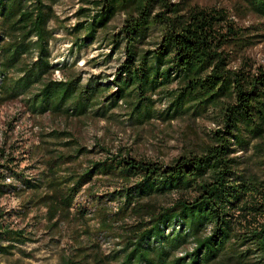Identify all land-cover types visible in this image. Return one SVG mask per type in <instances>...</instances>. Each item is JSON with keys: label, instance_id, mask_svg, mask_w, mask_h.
<instances>
[{"label": "trees", "instance_id": "1", "mask_svg": "<svg viewBox=\"0 0 264 264\" xmlns=\"http://www.w3.org/2000/svg\"><path fill=\"white\" fill-rule=\"evenodd\" d=\"M248 1L264 17V0ZM93 3L96 10L84 24L87 39L118 13L126 14L122 27L108 38L111 48L123 49L125 60L105 84L93 78L82 84L73 76L53 79L59 68L50 59L51 6L43 0H0V102L38 85L28 100L35 114L102 115L126 101L131 115L152 118L154 94L174 79L180 86L165 96L168 108L159 115L174 119L212 107L219 112L222 128L202 152L182 155L170 164L106 152L110 157L74 171L65 165L89 153L78 146L72 154L50 156L46 171L28 177L12 168L14 157L5 156L0 196L29 191L27 204L12 213L27 214L30 207L42 206L49 227L64 220L84 222L88 241V215L95 212L96 231L118 241V250L110 254H104L98 242H78L73 257L64 258L63 264H264V178L240 172L243 161L234 154L259 141L264 176V66L232 69L225 51L231 41H251L244 42L248 37L233 24L224 32L225 13L215 10L193 7L185 13L186 7L171 0ZM157 8L161 10L156 13ZM158 22L164 26L162 40L154 49L143 50V32ZM12 71L18 77L10 76ZM111 87L115 90L110 92ZM98 177L121 182V187L102 195L91 192ZM82 192L86 199L76 202ZM174 192L179 196L172 204L159 202V197ZM10 214L0 210V256L32 240L30 232L12 226ZM191 244L193 249L186 250Z\"/></svg>", "mask_w": 264, "mask_h": 264}, {"label": "rangeland", "instance_id": "2", "mask_svg": "<svg viewBox=\"0 0 264 264\" xmlns=\"http://www.w3.org/2000/svg\"><path fill=\"white\" fill-rule=\"evenodd\" d=\"M43 1L51 6L54 14L47 23V28L52 33L49 41L50 59L59 68L53 71L52 78L61 80L68 76L80 77L82 84L89 78L95 81L101 79V84L111 81L125 60V53L122 48H111L108 38L122 27L126 14L118 13L104 30L87 39L84 24L96 10L93 0ZM171 2L186 7L185 13L193 7L225 13L226 21L221 22L223 31L226 32L227 24H233L243 37H248L244 42L251 41L247 45L239 41H231L226 45L225 51L232 59L230 67L237 69L249 65L264 66V17L249 5L248 0ZM160 10L157 8L156 13ZM163 34V24L152 23L143 32L139 41L140 47L143 50L154 49L162 40ZM26 59L31 62L28 57ZM32 60H35V54ZM9 75L18 77L15 71ZM179 86L180 82L173 79L163 86L160 92H156L153 96L156 100V115L152 118H142L130 114L126 101H120L118 106L107 108L102 115L95 111H88L82 116L48 112L35 114L28 108L29 97L38 88V85H34L30 92L0 102V164L5 156L14 157L11 165L14 170H19L28 177H36L40 172L46 171L45 162L50 156L60 153L72 154L78 146L87 148L89 153L80 155L75 162L65 165L74 171H82L90 163L110 157L106 152L116 154L123 151L139 159L168 164L182 155L200 153L212 142V134L222 128L219 112L210 107L202 113L190 111L174 119L159 115L168 108L169 100L165 96ZM114 88L111 87L110 92L114 91ZM52 131H57L60 135H53ZM258 142L254 141L247 150L237 148L234 154L240 156L243 161L240 172L264 178L261 154L256 145ZM100 148H104V151ZM98 178L101 179L94 182L91 192L102 195L106 191L121 187V182L110 181L105 177ZM30 194L25 191L0 196V210L11 213L7 217L12 226L24 228L26 232L31 233L32 238L24 244L17 243L12 254L0 256V264H63L64 258L73 257L75 249L79 246L78 242H81V246L98 242L104 254L118 250L117 240L104 232L96 231L98 220L95 212L94 216L93 212L88 215L87 224L92 233L90 241L86 240L83 233L84 222L80 220H64L55 227H49L48 220L43 217L45 208L42 206L30 207L27 214L12 213L13 210L20 211L22 205L27 204ZM178 196L179 194L174 192L159 197L158 200L161 204L170 205ZM85 199L86 196L82 192L76 202ZM110 206L116 208L117 204L112 202ZM193 247L194 244H191L186 250H192ZM184 253L185 250L179 254Z\"/></svg>", "mask_w": 264, "mask_h": 264}]
</instances>
